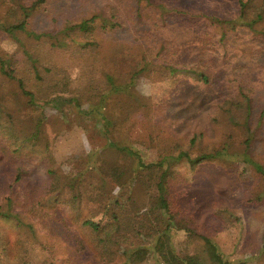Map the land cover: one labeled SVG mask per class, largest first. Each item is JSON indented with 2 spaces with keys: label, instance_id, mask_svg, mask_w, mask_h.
<instances>
[{
  "label": "rangeland",
  "instance_id": "rangeland-1",
  "mask_svg": "<svg viewBox=\"0 0 264 264\" xmlns=\"http://www.w3.org/2000/svg\"><path fill=\"white\" fill-rule=\"evenodd\" d=\"M115 1L127 20L136 18L137 0ZM3 2L0 20L20 18L18 1ZM213 2L229 18L237 11L235 0H142L141 17L123 28L69 32L59 45L47 35L57 38L68 23L101 14L104 0H50L29 21L30 31L46 34L40 40L0 29V56L34 94L23 95L0 73V130L13 123L19 137L0 136V202L12 196L25 216L0 220L2 264H108L95 247V235L105 233L113 236L116 256L151 246L163 207L156 184L167 167L177 255L203 254L201 234L215 240L231 264H264V27L222 31L199 11ZM177 11L183 16L173 15ZM63 93L103 112L94 120L77 116L54 100ZM102 115L107 123L98 120ZM113 142L152 168H140L138 183L125 191L99 180L84 190L81 215L72 213L59 202L71 195L67 174L86 157L109 147L105 159L138 167L137 156L117 151ZM223 148L229 155L221 160L160 166L165 157ZM47 154L60 168L56 188ZM97 192H107V202ZM156 257L141 264H158Z\"/></svg>",
  "mask_w": 264,
  "mask_h": 264
},
{
  "label": "trees",
  "instance_id": "trees-1",
  "mask_svg": "<svg viewBox=\"0 0 264 264\" xmlns=\"http://www.w3.org/2000/svg\"><path fill=\"white\" fill-rule=\"evenodd\" d=\"M18 1L21 5L22 13L19 15L15 22H8L6 20H0V29H2L5 33L14 35L16 33H25L29 37H32L36 40H40L42 37L46 36V34H37L28 29L30 19L37 14L42 8L50 0H14ZM122 3H127V0H120ZM142 0H137L138 6H133L132 14L137 15L136 18H140L141 16V6L139 5ZM119 1L115 0H104V8L101 14H94L91 18L84 19L80 23L72 24L68 23L67 27L57 35V38L53 35L50 36L53 39H58L59 45H65L64 38H61V35L65 36L67 39L69 32L80 33L84 35H91L98 31V29H110L114 30L117 28H123L125 21L130 23L131 21H135L136 18L131 20H127V14L120 8L121 4H118ZM237 11L233 14L232 18H229L227 15L222 14L220 10L217 9L216 2L211 3V8H201L200 12H203L213 24L216 26H220L221 30H228L227 27L231 29L239 30H256L260 26L264 27V0H235ZM125 3V4H126ZM3 0H0V8L4 6ZM199 7H203L202 3L199 2ZM175 16H183L180 12H174ZM230 25V26H229ZM229 29V30H231ZM61 38V39H59ZM222 40V39H221ZM64 41V43H63ZM89 46L91 44H88ZM88 48V47H85ZM147 67V66H145ZM176 71V70H175ZM179 72V70H177ZM0 73L1 75L7 79L9 82H16L21 93L30 98L33 97V93L27 89L26 83L24 79L17 78L16 72L13 69V64L9 59H5L0 56ZM109 81L113 84L114 90L118 88L114 85L113 79L109 77ZM55 101L62 103L64 102L68 105L71 110L77 114V116H86L90 120H94V116L97 112H103L99 108H95L91 106L88 109H85L80 100L69 94L63 93L54 98ZM97 109V111H96ZM1 111V107H0ZM1 113V112H0ZM105 122L106 117L102 115L101 119ZM12 122V121H11ZM107 123V122H106ZM13 126V123L10 124ZM8 127V130H5L3 127L0 130V136L2 138L8 137L11 139L10 141L16 139L18 140L16 133L13 132L12 127ZM40 125L36 126V131H39ZM35 133V132H34ZM33 135V134H32ZM31 135V136H32ZM36 134L32 136V138H36ZM29 138V137H27ZM26 139V138H25ZM29 140V139H28ZM110 145L114 146L112 148L116 149L119 152L127 154L129 156H137L139 163L136 169H131L125 164H119L117 161H110L105 159L104 155L108 152V149L99 150L96 154V157L88 156L84 160V163L81 165L82 168H79L75 172L68 173L67 177L72 179L73 183L68 187L71 195L66 198V200L59 202L60 204H65L69 206L72 213L76 215H81L82 208L84 203L83 193L87 187H91L92 184L97 183L99 180H112L114 181L122 190L132 189L138 181L137 178L140 177V168H152V166L145 165V162L136 152H132V150H128L127 148H123L117 146L116 144L110 143ZM109 145V146H110ZM116 146V147H115ZM229 151L226 148L221 150H215L210 153H202L196 157L190 156L188 153H181L177 157H165V159L160 164L161 167H164L165 163H168L170 160L181 161L182 159H186L191 165H201L206 162L221 160L229 155ZM46 160L48 162V170L47 173L49 178L51 179V185L53 188H56L58 183V178L60 175L58 174V169L56 168L55 161L53 157L47 154ZM169 168H165L160 177L159 181L156 184L162 197V209L161 212L156 216V225H155V239L154 243L151 246H140L137 248H133L131 250H125L121 252L118 256H116L112 251V238L113 236L110 233L98 234L95 235V243L98 255L101 259L108 260L110 263L114 261L115 264H141L148 260L149 255H157L156 259L158 264H231L230 261L226 259L223 252L220 249L219 244L209 238L207 236L196 234L199 236L204 242L203 254H197L193 256H185L179 257L176 253V249L172 242L171 232L173 229L178 227L177 212L172 206V203L167 197V179H168V170ZM66 171V170H65ZM100 176H102L100 178ZM21 177V176H20ZM18 177V179H20ZM100 178V179H99ZM98 192L101 189L97 190ZM96 193V197L102 202H107V192L104 193ZM63 191L59 192L58 198L62 197ZM14 199L12 196L8 197L5 201L0 202V220L7 221H19L23 219L25 216L18 212ZM24 216V217H23ZM84 226H94V223L91 220L86 219L81 221ZM188 229V228H187ZM188 231L195 233V231L188 229ZM118 258V261L115 259ZM107 262L108 264H110ZM0 264H2L0 262ZM12 264H19L16 259H13Z\"/></svg>",
  "mask_w": 264,
  "mask_h": 264
}]
</instances>
